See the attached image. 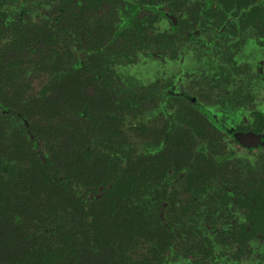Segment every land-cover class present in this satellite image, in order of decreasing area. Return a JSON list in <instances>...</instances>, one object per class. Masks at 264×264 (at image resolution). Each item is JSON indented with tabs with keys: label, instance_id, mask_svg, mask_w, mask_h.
Returning a JSON list of instances; mask_svg holds the SVG:
<instances>
[{
	"label": "trees",
	"instance_id": "obj_1",
	"mask_svg": "<svg viewBox=\"0 0 264 264\" xmlns=\"http://www.w3.org/2000/svg\"><path fill=\"white\" fill-rule=\"evenodd\" d=\"M160 18L169 43L151 32ZM247 31L264 38V0H0V264H264V147L242 168L221 142L264 134V115L231 130L170 88L175 112L142 127L155 95L117 73L207 32L233 61ZM128 116L141 127L125 131Z\"/></svg>",
	"mask_w": 264,
	"mask_h": 264
},
{
	"label": "rangeland",
	"instance_id": "obj_2",
	"mask_svg": "<svg viewBox=\"0 0 264 264\" xmlns=\"http://www.w3.org/2000/svg\"><path fill=\"white\" fill-rule=\"evenodd\" d=\"M202 1L190 0L194 4L202 3ZM35 11L33 10L34 14H36ZM151 32L154 36H161L164 43H169L173 38L171 22L168 19L160 18L153 25ZM212 38H215V35L207 32L199 35L196 41L178 39L172 48L175 56L169 53L161 56L139 54L133 64L117 68V73L121 77L119 84L124 87L130 86L128 91L130 90L134 97L139 99L143 93L146 94L147 90L150 91L151 96L155 95V102L151 105L146 102L151 97H144L143 114L137 123H140L142 127H148L152 120L156 124H161L166 120V114L168 116V113L175 112V106L170 105L171 99L169 102L163 97L165 91L168 92L170 88L175 95L186 92L193 96L195 102L231 130L241 127L252 128L256 123V113L264 115V39L250 31L244 33L240 37L239 47L235 48V55H231L232 61L224 57L223 45L210 44L209 40ZM39 82L38 78L33 82L36 89L39 88ZM227 96L240 97L241 103L245 96L246 102L226 106L222 102H225ZM137 123H133L131 116H128L122 128L127 131L129 126L141 127ZM149 137L147 135L146 138H142L135 133L129 135L130 141L135 144L140 153L154 152L151 147L154 139H148ZM221 142L225 153H235V156L229 160L230 165L235 163L242 168L249 165L255 169L261 166L263 151L260 148L264 146L246 149L230 135L223 134ZM263 254V250L257 252L259 256ZM182 256L175 264H194L197 261L193 257ZM228 262H230L229 258H223L219 264H231Z\"/></svg>",
	"mask_w": 264,
	"mask_h": 264
},
{
	"label": "water",
	"instance_id": "obj_3",
	"mask_svg": "<svg viewBox=\"0 0 264 264\" xmlns=\"http://www.w3.org/2000/svg\"><path fill=\"white\" fill-rule=\"evenodd\" d=\"M174 21L175 19L172 18ZM233 138L236 142L246 148L253 149L264 146V134H255L253 132L248 133H233Z\"/></svg>",
	"mask_w": 264,
	"mask_h": 264
},
{
	"label": "flooded vegetation",
	"instance_id": "obj_4",
	"mask_svg": "<svg viewBox=\"0 0 264 264\" xmlns=\"http://www.w3.org/2000/svg\"><path fill=\"white\" fill-rule=\"evenodd\" d=\"M264 39V38H263ZM258 150V149H257ZM234 215H236L237 219L241 218V214H239V212L234 213Z\"/></svg>",
	"mask_w": 264,
	"mask_h": 264
}]
</instances>
